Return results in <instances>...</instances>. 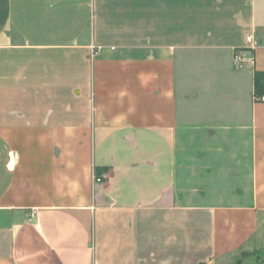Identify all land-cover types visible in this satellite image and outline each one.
Listing matches in <instances>:
<instances>
[{
    "label": "crops",
    "instance_id": "crops-1",
    "mask_svg": "<svg viewBox=\"0 0 264 264\" xmlns=\"http://www.w3.org/2000/svg\"><path fill=\"white\" fill-rule=\"evenodd\" d=\"M255 72L264 0H0V264L245 255Z\"/></svg>",
    "mask_w": 264,
    "mask_h": 264
},
{
    "label": "rangeland",
    "instance_id": "rangeland-1",
    "mask_svg": "<svg viewBox=\"0 0 264 264\" xmlns=\"http://www.w3.org/2000/svg\"><path fill=\"white\" fill-rule=\"evenodd\" d=\"M246 249L245 255L237 256L226 264H264V213L259 214L257 229Z\"/></svg>",
    "mask_w": 264,
    "mask_h": 264
},
{
    "label": "trees",
    "instance_id": "trees-1",
    "mask_svg": "<svg viewBox=\"0 0 264 264\" xmlns=\"http://www.w3.org/2000/svg\"><path fill=\"white\" fill-rule=\"evenodd\" d=\"M253 96L255 99L264 96V72H255L253 75ZM96 175L99 176L101 169H96Z\"/></svg>",
    "mask_w": 264,
    "mask_h": 264
},
{
    "label": "built area",
    "instance_id": "built-area-1",
    "mask_svg": "<svg viewBox=\"0 0 264 264\" xmlns=\"http://www.w3.org/2000/svg\"><path fill=\"white\" fill-rule=\"evenodd\" d=\"M245 41L246 43H251L253 41V38L251 36H247L245 38ZM249 54V51H245V53L241 52V53H235L234 56H233V62L235 64H240L242 62H244L246 60V56L247 54ZM258 102L260 103H264V96L260 97V98H257L256 99Z\"/></svg>",
    "mask_w": 264,
    "mask_h": 264
},
{
    "label": "water",
    "instance_id": "water-1",
    "mask_svg": "<svg viewBox=\"0 0 264 264\" xmlns=\"http://www.w3.org/2000/svg\"><path fill=\"white\" fill-rule=\"evenodd\" d=\"M245 56H246V58H249V57H248L249 55H245Z\"/></svg>",
    "mask_w": 264,
    "mask_h": 264
}]
</instances>
